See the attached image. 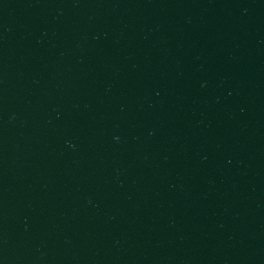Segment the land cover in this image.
<instances>
[{"label": "water", "instance_id": "water-1", "mask_svg": "<svg viewBox=\"0 0 264 264\" xmlns=\"http://www.w3.org/2000/svg\"><path fill=\"white\" fill-rule=\"evenodd\" d=\"M0 264H264V80L194 0H0Z\"/></svg>", "mask_w": 264, "mask_h": 264}]
</instances>
